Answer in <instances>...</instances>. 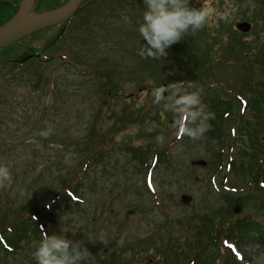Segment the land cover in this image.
I'll use <instances>...</instances> for the list:
<instances>
[{
	"label": "rangeland",
	"instance_id": "obj_1",
	"mask_svg": "<svg viewBox=\"0 0 264 264\" xmlns=\"http://www.w3.org/2000/svg\"><path fill=\"white\" fill-rule=\"evenodd\" d=\"M60 1L38 3L56 6L44 8L48 12L69 0ZM202 3L191 0L193 7ZM208 6L207 25L186 34L164 58L140 54L143 0H87L64 25L0 50V74L17 63L0 77V163L12 174L11 184L0 188V225L80 182L78 198L40 224L41 234L63 227L69 239L102 260L162 264L170 245L187 250L208 218L217 210L226 214L219 152L236 165L226 173L229 194L246 205L229 211V224L246 215L264 224V194L241 171L251 159L248 136L232 133L248 118L249 128L255 127L254 108L244 116L238 95L244 89L243 97L253 101L264 82V0H208ZM28 54L42 58L19 63ZM149 81L191 83L190 91L202 89L205 106L220 97L231 101L224 142L219 146L207 134L211 115L201 136L186 135L166 102L152 104ZM137 146H150L145 165L127 152ZM100 152L104 156L94 162ZM158 152L166 161H157ZM39 242L30 239L16 253L1 252L0 264H37ZM253 247L257 258L264 256L263 247ZM249 256L242 263L256 264Z\"/></svg>",
	"mask_w": 264,
	"mask_h": 264
},
{
	"label": "trees",
	"instance_id": "obj_2",
	"mask_svg": "<svg viewBox=\"0 0 264 264\" xmlns=\"http://www.w3.org/2000/svg\"><path fill=\"white\" fill-rule=\"evenodd\" d=\"M21 1L0 0V25L17 12ZM66 1L61 0L60 3ZM38 4L37 2V6ZM37 6L35 9L37 12L44 11V8L51 10L56 7L46 5L41 7L40 4ZM257 88L258 96L253 101L243 98V95H245L244 89L240 91L241 98L246 101V105L243 107V115L245 116L247 109L249 112L253 107L254 109L251 110H254L255 113V127L249 128L250 119L248 118L245 119V122L241 121L232 133L234 136L240 135V139L243 140L247 139L245 137L248 136L249 149L247 150L252 152L251 159L248 164H241V171H243L246 178L251 179L250 185H255V188L260 189L264 194V82L262 85H257ZM246 89H251V86ZM206 111L211 115V129L207 130V134L210 135V138L217 140L220 146L224 142L223 136L225 135L228 117L234 113L233 104L231 101L223 99V97L216 100L212 99L206 106ZM127 149L132 158L138 160L141 165H145L148 156L152 152L150 146H137V148ZM156 155L159 163L167 159V155L163 152H158ZM103 156V152L96 154L93 158L94 162H97ZM217 157L216 169L224 168L226 173H229V166L230 170L232 167H236L235 164L232 165V162L229 165V159L224 161L222 152H219ZM226 173L223 174L221 180L227 184L229 177L226 176ZM226 184L223 186L221 193L226 214L217 210V214H213L212 218H208L206 224L198 228L197 236L187 250L175 244L170 245L171 248L168 250L167 257L162 264H243L242 260H251L249 253L246 251L248 246L258 245L264 248V224L261 220L246 215L235 218L229 224V218L227 219L229 211L234 212L236 207H246V205L241 197L229 194V185ZM79 186L80 182L67 184L48 204L34 211H28L27 213H30V215L26 213L24 216L15 218L6 226L0 225V253L4 251L13 254L19 251L22 243H27L30 239L41 240L42 227L40 224L45 226L61 205L71 202L79 193ZM220 209L222 210V208ZM98 254L92 256V264H121L113 258L102 260L100 254ZM239 254L242 259L238 257Z\"/></svg>",
	"mask_w": 264,
	"mask_h": 264
},
{
	"label": "clouds",
	"instance_id": "obj_3",
	"mask_svg": "<svg viewBox=\"0 0 264 264\" xmlns=\"http://www.w3.org/2000/svg\"><path fill=\"white\" fill-rule=\"evenodd\" d=\"M144 12L139 22L138 32L144 41L141 55L145 58L159 59L167 56V50L180 42L186 34H195L208 23L210 9L208 0L200 7L191 6V0H143ZM152 104L166 102L168 110L173 111L183 124L186 135L196 139L207 130L209 114L201 99L202 89L190 91L194 86L182 81L156 86L149 81ZM167 93V96L165 95ZM147 96L145 97V99ZM48 133H42L47 135ZM12 182L11 169L0 163V188ZM62 219V223L65 221ZM63 227L59 232L48 234L46 231L34 252L37 264H92V253L83 243L69 239ZM100 241L104 242L101 235ZM246 251L253 255L256 264H264V256L257 258L256 247L248 246Z\"/></svg>",
	"mask_w": 264,
	"mask_h": 264
},
{
	"label": "water",
	"instance_id": "obj_4",
	"mask_svg": "<svg viewBox=\"0 0 264 264\" xmlns=\"http://www.w3.org/2000/svg\"><path fill=\"white\" fill-rule=\"evenodd\" d=\"M34 0H22L17 13L0 26V48L9 46L43 28L60 24L72 17L84 0H69L62 7L39 14L32 13Z\"/></svg>",
	"mask_w": 264,
	"mask_h": 264
},
{
	"label": "bare ground",
	"instance_id": "obj_5",
	"mask_svg": "<svg viewBox=\"0 0 264 264\" xmlns=\"http://www.w3.org/2000/svg\"><path fill=\"white\" fill-rule=\"evenodd\" d=\"M34 1H35V0H34ZM34 1H33V2H34Z\"/></svg>",
	"mask_w": 264,
	"mask_h": 264
}]
</instances>
